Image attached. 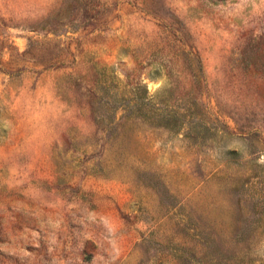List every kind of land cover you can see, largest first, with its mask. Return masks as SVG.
Returning a JSON list of instances; mask_svg holds the SVG:
<instances>
[{
    "label": "rangeland",
    "instance_id": "1",
    "mask_svg": "<svg viewBox=\"0 0 264 264\" xmlns=\"http://www.w3.org/2000/svg\"><path fill=\"white\" fill-rule=\"evenodd\" d=\"M0 264H264V0H0Z\"/></svg>",
    "mask_w": 264,
    "mask_h": 264
}]
</instances>
